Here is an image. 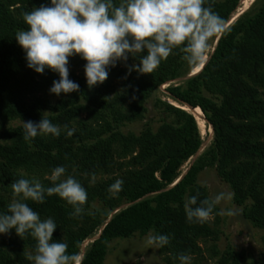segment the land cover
I'll use <instances>...</instances> for the list:
<instances>
[{
    "label": "trees",
    "instance_id": "obj_1",
    "mask_svg": "<svg viewBox=\"0 0 264 264\" xmlns=\"http://www.w3.org/2000/svg\"><path fill=\"white\" fill-rule=\"evenodd\" d=\"M49 3L0 0V212H7L13 200L12 183L21 178L36 179L49 187L51 171L64 166L66 174L87 191L81 217L70 216L72 206L56 195L46 197L43 204L25 203L41 219L51 217L55 221L53 240L66 242L68 253L81 255L85 241L100 234L84 253L82 264H104L111 241L153 232L170 237V243L159 251L168 264H179L180 254L198 255L200 241L212 236L208 221H187L183 205L193 195L198 202L210 199L198 179L204 170L216 167L219 178L232 191L234 203L243 208V216L264 231V5L257 12L248 10L214 39L213 54L184 86L166 90L181 107L200 109L213 131L208 151L183 174V166L204 144L192 114L157 101L171 122H164L156 131L147 128L139 136L122 131L127 124L144 119L147 103L162 86L193 72L195 68L181 59L178 50L151 74H127L134 63H139L138 58L129 57L126 63L117 62L106 81L91 89L85 75L69 74L79 91L61 94L65 98L55 104L42 97L28 98L48 93L59 76L47 69L42 75L28 69L15 35L26 29L24 12ZM208 4L227 27L241 0H208ZM72 58L84 72L85 61ZM45 112L52 123L75 129L74 135H42L28 142L23 138V127H8L16 119L39 122ZM83 115H88V120L81 119ZM115 154L133 157L131 169L122 178L123 190L113 195L108 192L112 182L99 188L89 183L110 171ZM96 201L109 211H92ZM122 204L127 206L113 215ZM35 244L31 236L19 237L14 230L0 235V264H32L26 254L34 251ZM244 259L243 254L229 249L222 264H242ZM255 264H264V252Z\"/></svg>",
    "mask_w": 264,
    "mask_h": 264
},
{
    "label": "clouds",
    "instance_id": "obj_2",
    "mask_svg": "<svg viewBox=\"0 0 264 264\" xmlns=\"http://www.w3.org/2000/svg\"><path fill=\"white\" fill-rule=\"evenodd\" d=\"M22 20L26 29L16 33L15 41L24 52L26 67L40 75L46 69L57 73L59 79L49 89V94L57 97L79 91V85L69 79L68 65L73 56L85 61L84 75L91 89L103 84L109 70L117 62L126 63L129 57L139 62L131 66L129 75L132 71L153 73L162 61L176 54L174 50L198 70L207 59L211 41L226 31V21L213 11L208 0H50L49 6L24 12ZM48 114L45 112L39 122H22L25 141L42 135L59 137L62 132L67 137L74 135L75 129L52 123ZM65 174L64 166L55 167L48 177L52 182L49 187L36 179L17 180L11 184L14 196L7 212H0V235L14 230L17 236L27 234L36 241L34 251L26 254L32 264H82L79 253H68L66 242L53 240L55 221L51 217L41 219L25 203L43 204L46 197L56 195L72 206L70 216L81 217L87 191L77 179ZM123 184L122 179H116L108 192L120 193ZM226 198L223 192L199 202L196 195L187 197L183 205L187 221L205 223ZM220 214L225 213L222 210ZM227 214L231 215V210ZM145 243L158 249L168 245L170 237L150 232ZM178 260L179 264H191L187 254H180Z\"/></svg>",
    "mask_w": 264,
    "mask_h": 264
},
{
    "label": "rangeland",
    "instance_id": "obj_3",
    "mask_svg": "<svg viewBox=\"0 0 264 264\" xmlns=\"http://www.w3.org/2000/svg\"><path fill=\"white\" fill-rule=\"evenodd\" d=\"M263 5L264 0H241V6L235 15H237L240 10L242 11V14L246 13L248 9L253 12H257ZM234 17L232 20H234ZM232 20L228 25L234 23ZM213 44L214 40L211 41V46L207 56L212 52ZM68 67L69 74H75L77 76L84 77V72L82 71L81 66L78 65L77 59L74 60V58H70ZM195 72L196 71L194 69L193 72L187 77L162 86L153 94L152 98L147 103V113L144 119L132 124H127L125 128L122 129V131L125 134L132 132L139 136L147 128H152L154 131H156L161 125L164 124V122H171L172 118L167 117L165 114H163L162 110L157 107V101H161L162 103H166L176 108H182L187 112V106L186 108L181 107L178 103L173 101L167 94L166 90L171 86H184L187 79L197 73ZM117 89V91L121 92L120 87ZM34 96L47 99L52 104H55L61 98H65L61 95L59 97L51 95L49 92L46 94L29 95L28 98H32ZM111 96L113 97V94ZM81 119L88 120V115H83ZM27 121L28 120L16 119L11 121L8 124V127H23L22 122ZM203 132H201L204 142L202 149L196 157L189 160L183 166L181 170L183 174L187 172L189 167L199 156L208 151L212 144L213 135L209 139V132L207 130H204ZM116 149L119 150V147H115V151ZM136 154L137 152L134 153L133 156ZM133 156L124 157L122 155L115 154L112 158L113 167L110 169V171L108 173H100L97 177H95L94 180L92 178L89 183L90 186L99 188L101 185L108 182L114 183L116 179H122L126 175V172L131 169V165L129 163ZM66 176L68 175L65 174V177ZM65 177H62L61 179ZM198 184L206 189L210 199L214 198V196L220 192L225 193L227 198L215 206L217 209V214L211 215L208 219L209 226L212 229V236L206 240L200 241L201 252L198 255L191 257V264H222L223 258L226 256V253L229 249L244 255L245 259L242 264H255L258 262L261 259L262 253L264 252V231L254 227L252 223L243 216V208L234 203L233 193L228 185H226L219 178L216 167H211L204 170L199 176ZM126 206L127 205L122 204L120 208H118L113 213V215L116 212L124 209ZM91 210H98L101 213L104 211H109L97 201L92 204ZM222 210L225 214H220ZM228 210H231V215L227 214ZM99 235L100 234H97L93 238L85 241L81 250L82 258L84 253L99 237ZM148 235L141 236L136 234L130 239H117L111 241L108 245V255L104 264H168L166 257L160 253L159 248L157 249L148 246L145 243Z\"/></svg>",
    "mask_w": 264,
    "mask_h": 264
},
{
    "label": "bare ground",
    "instance_id": "obj_4",
    "mask_svg": "<svg viewBox=\"0 0 264 264\" xmlns=\"http://www.w3.org/2000/svg\"><path fill=\"white\" fill-rule=\"evenodd\" d=\"M241 15H242V11L240 10L238 12V14L235 15L234 20H232V21L235 22ZM204 65H205V63H204ZM204 65L202 67H200L198 70L195 69V71L199 72L204 67ZM186 110H187L188 113L192 114L196 118L195 120L197 121L199 129H200L201 132H203L204 130H207L209 132V139H210L212 137V135H213V131H212V128H209L210 126L209 127L206 126V121L203 119L204 116H203L201 110L198 109V108L197 109H191L190 107H187Z\"/></svg>",
    "mask_w": 264,
    "mask_h": 264
},
{
    "label": "water",
    "instance_id": "obj_5",
    "mask_svg": "<svg viewBox=\"0 0 264 264\" xmlns=\"http://www.w3.org/2000/svg\"><path fill=\"white\" fill-rule=\"evenodd\" d=\"M242 15H243V14H242ZM242 15H241V16H242ZM232 24H233V23H232ZM232 24H231V25H232ZM231 25H228V26L226 27V29H227L228 27H230ZM216 45H217V42H216L215 46H216ZM213 52H214V51H212V54H213Z\"/></svg>",
    "mask_w": 264,
    "mask_h": 264
}]
</instances>
